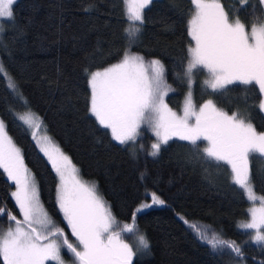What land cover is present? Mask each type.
Here are the masks:
<instances>
[{
	"label": "trees",
	"instance_id": "obj_1",
	"mask_svg": "<svg viewBox=\"0 0 264 264\" xmlns=\"http://www.w3.org/2000/svg\"><path fill=\"white\" fill-rule=\"evenodd\" d=\"M221 3L232 19L238 15L246 25L255 16L264 19L259 0ZM12 9L14 18L2 23L0 62L21 99L0 75V120L20 148L36 179L40 201L54 222L64 226L56 206V175L30 132L16 120L17 114L30 111L39 117L44 131L71 159L81 178L96 183L117 224L131 222L142 204L151 205L136 212L135 224L149 247L136 254L132 264H230L229 256L214 251L193 231L194 222L242 245L243 258L233 254L234 260L264 264V248L244 245L249 233L238 229V224L249 219L248 201L232 183L227 166L194 157L192 145L181 140L169 141L155 157L148 155L145 136L141 142L121 145L88 111L90 89L84 69L107 67L126 48L163 63L166 81L175 89L168 104L178 110L186 90L177 73L187 63L191 41L187 33L193 11L190 0H152L144 10L141 32L131 43L125 33L128 22L122 0H16ZM193 92L197 105L211 98L229 114L239 111L258 132H264L262 97L256 86L230 85L213 94L202 91L196 82ZM250 168L256 194L264 195V158L252 157ZM14 189L0 169V207L19 217L11 197ZM152 193L164 203L152 204ZM0 226L7 228V215L0 217Z\"/></svg>",
	"mask_w": 264,
	"mask_h": 264
},
{
	"label": "snow or ice",
	"instance_id": "obj_2",
	"mask_svg": "<svg viewBox=\"0 0 264 264\" xmlns=\"http://www.w3.org/2000/svg\"><path fill=\"white\" fill-rule=\"evenodd\" d=\"M15 2L0 0V20L14 18ZM122 3L128 22L125 33L131 43L141 32L144 10L152 0H122ZM241 3L246 4L248 0ZM190 4L194 10L187 21L191 38L187 63L182 73H177V78L188 86L182 114L169 107L165 100L175 89L166 81L163 63L159 59L145 61L143 56L127 48L117 62L107 67L84 69L90 89L88 111L121 145L130 141L135 144L141 127L145 126L155 137L148 152L150 156H157L161 146L176 137L192 145L194 157L215 162L217 166L221 162L229 166L232 183L252 205L247 210L250 219L241 221L238 228L251 230V242L264 248V195L256 194L250 168L253 156L264 158V132H258L239 111L229 114L211 98L197 106L192 91L195 75L203 69L207 72L203 86L213 94L233 84L258 86L262 97L259 108L264 111V19L255 16L250 26L238 15L232 19L221 0H190ZM259 4L264 5V0H259ZM0 73H4L2 65ZM18 118L29 128L40 126L39 117L30 111ZM32 137L36 138L34 131ZM199 141H206V146L201 149ZM37 144L58 177L56 203L76 243L70 242L65 229L45 210L21 150L0 120V169L15 185L11 197L19 213L18 217L0 207V217L7 215L8 219L7 228L0 226L2 264L49 261L66 264L63 249L71 254V264H132L135 253L123 237L138 232L136 212L151 205L142 204L133 213L132 221L124 222L116 230L117 220L96 185L80 178L71 159L48 136ZM151 201L157 205L164 203L155 193L151 194ZM195 230L214 251H228L236 258H243L242 248L236 241L224 239L219 233L209 236L200 228ZM137 241L140 248L149 247L143 234L137 235Z\"/></svg>",
	"mask_w": 264,
	"mask_h": 264
},
{
	"label": "rangeland",
	"instance_id": "obj_3",
	"mask_svg": "<svg viewBox=\"0 0 264 264\" xmlns=\"http://www.w3.org/2000/svg\"><path fill=\"white\" fill-rule=\"evenodd\" d=\"M235 1H239L240 2V4H242L241 3V0H235ZM263 7H264V5H263ZM194 10V9H193ZM4 21H8V20H0V25H2V23L4 22ZM1 33L2 32H0V38H1ZM190 38V37H189ZM136 40V38L132 41V42H134ZM131 52V51H130ZM132 53H135V52H132ZM150 60H152V59H145V61H150ZM0 65H1V62H0ZM0 75L2 76V78L3 79H5V82H6V85H7V88L12 92V94L15 96V97H18L19 99H21V96H20V94H19V91H18V89H16V87H13V85H15L14 84V81H13V79H11L8 75H7V73H6V71H5V69H4V73H0ZM207 78V72L206 71H204L203 69H201V70H199L197 73H196V75H195V83H194V85H193V88H192V91H193V89H194V86H195V84H196V82H199V86H200V88H201V90L202 91H205V92H209L210 90H205V88H204V86H203V81L205 80ZM233 85H240V84H233ZM228 87H230V85H228L227 86V88ZM257 88H258V86H256ZM187 91H188V86H187V83H186V90H185V94H184V96H183V98L181 99V101H180V106H179V108H178V110H175V109H173L172 107V109L174 110V111H176L177 113H180V114H182V112H181V110H182V105H183V100H184V98H185V95H186V93H187ZM175 92V91H174ZM174 92H170L169 94H168V96H166L165 97V100H166V102L168 103V99L172 96V95H174L175 93ZM211 92V91H210ZM193 98H194V101H195V96H194V92H193ZM207 100V99H206ZM204 101H202V103H203ZM201 104V103H200ZM169 105V104H168ZM198 106V105H197ZM169 107H170V105H169ZM263 112V114H264V111H262ZM29 113V112H28ZM28 113H23V114H17L16 116H15V118H16V120L17 121H19L25 128H26V130L28 131V132H30V135H31V138H32V140H33V142H35V144H36V147H37V149H38V151H39V153H41L42 155H43V157L46 159V161H47V163H49L48 162V160H47V158L44 156V154L40 151V148H39V146H38V144H37V141H40L41 143H43V138L45 137V136H48V134L46 133V131H44V129H43V125L41 124V122H40V120H39V124H40V126L38 127V128H36L35 126H33V127H31V128H29L28 126H26V125H24L23 124V122L18 118L19 116H23V115H26V114H28ZM243 115V114H242ZM244 116V115H243ZM245 117V116H244ZM95 118V117H94ZM101 127V126H100ZM102 128V127H101ZM108 130V129H107ZM35 132V134H36V138L35 139H33V137H32V132ZM109 132H110V130H108ZM141 135L137 138V141L136 142H141V140L144 138V136L145 137H147V139L149 140V145L151 146V143L152 142H154L155 141V137L152 135V133H151V131H150V129H148L147 127H145V126H142L141 127ZM111 134V133H110ZM49 137V136H48ZM50 139H51V137H49ZM149 138H151V139H149ZM154 138V139H153ZM171 140H178L179 141V139L178 138H176V137H173ZM171 140H169V141H171ZM51 141L54 143V144H56L57 145V143L54 141V140H52L51 139ZM135 142V143H136ZM185 142H187V141H185ZM131 143H133V142H129L128 144L129 145H131ZM198 143H200V145H201V149L204 147V146H206V141H199ZM124 145H126V144H124ZM58 146V145H57ZM162 146H164V145H162ZM161 146V147H162ZM150 148V147H149ZM150 150H151V148H150ZM149 150V151H150ZM253 157H255V156H253ZM259 157V156H258ZM221 164L223 165V163L221 162ZM49 165H50V168H51V170L53 171V173L56 175V173H55V171L52 169V167H51V164L49 163ZM225 165V164H224ZM225 166H227V165H225ZM228 168H229V166H227ZM229 170H230V168H229ZM3 171V170H2ZM31 172V171H30ZM32 174V173H31ZM231 174V173H230ZM5 176H6V174H5ZM32 176L34 177V175L32 174ZM79 176H80V172H79ZM6 178H7V176H6ZM56 178H57V183H58V177H57V175H56ZM80 178H81V176H80ZM8 179V178H7ZM34 179H35V177H34ZM82 179V178H81ZM83 180V179H82ZM84 181H86L85 179H84ZM35 182H36V179H35ZM86 182H88V183H91V182H89V181H86ZM12 183V182H11ZM13 184V183H12ZM95 185H96V183H94ZM14 185V184H13ZM36 185H37V183H36ZM235 185V184H234ZM15 186V185H14ZM96 187H97V185H96ZM236 187H238V186H236ZM37 188H38V185H37ZM239 188V187H238ZM240 189V188H239ZM15 190V189H14ZM13 190V191H14ZM241 190V189H240ZM97 191H98V188H97ZM242 191V190H241ZM243 192V191H242ZM98 193H99V191H98ZM100 195H101V193H99ZM56 195V194H55ZM102 196V195H101ZM108 204V203H107ZM56 206H57V203H56ZM252 205H251V203L250 202H248V207L247 208H249V207H251ZM256 206H259V201H257L256 202ZM58 210H59V208H58ZM59 214H60V216L62 217V220H63V225L64 226H62V225H60V224H58V223H56L58 226H60V227H62V228H64L65 229V234H66V236L69 238V240H70V242H73V243H76V241H75V237H73L72 235H71V231H70V229L67 227V225H66V222L64 221V219H63V215H62V213H60V211H59ZM248 218L250 219V217H249V215H248ZM119 224H117V228H116V230H119ZM196 228H200V229H202V230H204V231H206L207 232V234L209 235V236H211V234H212V232L211 231H209V230H207V227H206V225H203L202 223H200V222H194L193 223V231H196L195 229ZM238 229H240V228H238ZM240 230H242L243 232H247V233H249V237H248V241L244 244V245H251V246H254V247H259L258 245H256V244H253L252 242H251V240H250V233H251V230H243V229H240ZM215 233H217V232H215ZM139 234H143L145 237H146V235L142 232V231H138L137 233H134V234H130V235H128V236H126V234L124 235V239H125V242H127V243H129L132 247H133V250H134V256H133V258H132V262H133V260L136 258V254H138V253H140L141 251H143V250H147V249H143V248H140L139 246H138V241H137V235H139ZM127 239H126V238ZM241 247H242V245H240ZM225 254H226V256H229V262H230V264H246L245 263V261H243V260H237V259H233V254H230L228 251H225L224 252ZM62 256H63V259L65 260V262H66V264H71V260H72V257H71V254L67 251V249H63L62 250ZM48 263H51V264H54V262H46V264H48Z\"/></svg>",
	"mask_w": 264,
	"mask_h": 264
}]
</instances>
